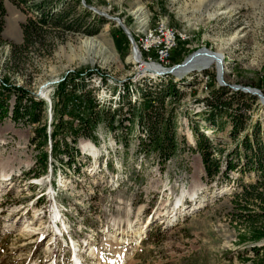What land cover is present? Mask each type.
I'll list each match as a JSON object with an SVG mask.
<instances>
[{"label":"rangeland","instance_id":"374dc122","mask_svg":"<svg viewBox=\"0 0 264 264\" xmlns=\"http://www.w3.org/2000/svg\"><path fill=\"white\" fill-rule=\"evenodd\" d=\"M1 3L0 80L25 87L46 104L36 129L8 117L13 94L5 99L7 116H0V264H72L75 256L81 264H264L260 249L264 237L238 242L241 235L247 236L248 219L259 208L235 196L240 189L237 180L252 183L254 177L235 170L223 174L230 156L222 155L238 136L226 134L227 123L212 133L198 115L210 109L203 99H209L214 88L224 87L215 80L214 62L178 84L184 95L167 108H172L175 134L183 148L160 163L155 153L139 150L144 127L129 120L134 110H141L135 87L150 82V76L129 59L134 47L123 32L89 10L102 21L94 34L46 27L43 44L22 50L12 71L7 62L10 45L22 43L20 24L35 18V13L11 0ZM81 3L118 17L132 37L143 27L133 13L137 8L145 10L149 21L164 16L169 26L186 36L177 41L164 67L204 47L223 55L225 83L255 87L264 95V0H66L67 21L81 17L83 28L96 23L82 15ZM223 10L227 13L220 14ZM215 12L219 13L211 16ZM138 51L146 62L150 54ZM73 72H82L81 81L96 100L95 108L102 109L103 116L104 111L113 113L116 126L111 129L106 116L88 130L94 140L77 133L72 142L70 131L77 122L74 113H64L70 129L67 125L63 135H57L64 150L53 158L48 140L42 142L35 133L41 125L50 132L54 84ZM229 92L222 97L228 99ZM254 98L245 99L251 122L264 114V105ZM85 103L79 105L81 111ZM235 104L232 99L230 107ZM194 122L198 132L219 137L213 147L222 155L210 156L219 162L220 172L212 176H206L198 153L187 148L194 147L189 126ZM87 142L90 146H83Z\"/></svg>","mask_w":264,"mask_h":264},{"label":"trees","instance_id":"16d2710c","mask_svg":"<svg viewBox=\"0 0 264 264\" xmlns=\"http://www.w3.org/2000/svg\"><path fill=\"white\" fill-rule=\"evenodd\" d=\"M17 5L28 6L32 12L35 13V18H26L20 24L22 43L11 44L7 62L10 64V69L13 71L19 62V54L22 50L32 43L42 45L46 35V27H56L59 30L71 29L74 31H81L87 35L94 34L101 23L98 16L92 13L81 4V13L84 16L91 17L95 21L89 27L87 24L81 28V17H75L67 21L68 8L65 6L66 0H11ZM77 0H74V3ZM34 9V10H32ZM4 9L0 0V30L2 25V16ZM91 23V22H90ZM2 40L0 38V44ZM175 48L172 49V51ZM171 51V53H172ZM171 59V56H170ZM86 71H83L85 73ZM82 72H73L63 76L61 80L54 84L52 90V104L49 109L52 112L54 123L51 124L49 133L45 132L44 125L37 128L35 133L42 142L48 140L50 144V154L55 158L56 152L63 151L59 148L60 138L57 135H63V130L70 124L63 118V114L74 113L73 119L76 120L77 125L74 129L72 127V142L75 140L77 133L88 136L94 140V137L89 135L88 130L95 128L97 122L106 116L107 125L113 129L114 116L113 113L106 114L102 109H96L97 102L93 95L90 97V92L84 88L87 84L81 81ZM77 77V80H75ZM100 79L104 82V76L100 75ZM150 82H142L144 86H136L139 92L141 103V110H134L130 121H136L139 127H144L145 137H139V150L155 153L159 157L160 163L165 161L170 156H173L179 149L183 148L182 139H177L175 134V122L172 119V108H167L171 103H175L180 96L184 95V91L178 84H184L182 79L173 80L172 75L155 76L154 79L147 78ZM229 90L226 87L214 88L210 97L204 98L203 101L209 105V111L206 113H198L204 124L210 126L212 133L216 134L224 124L227 123L228 128L226 134L230 138H238L235 144L226 153L222 155V150L213 147V143L219 144L216 141L219 137H210L204 132H198V123H190V129L195 137L194 147L187 148L198 153L200 161L206 176H212L220 172L219 162L211 158V154L218 153L219 156H230L229 160L224 161V175L226 176L229 170H235L239 174L251 173L254 177L252 183H243L238 179L239 191L235 196L241 197L246 201H251L259 208L258 212L252 213V217L248 219L246 232L247 236L241 235L238 242L242 243L245 240L256 242L264 237V114L261 119H255L253 122L249 121L250 115L246 114L250 104H246L245 99L250 98L255 101L253 95L243 93L241 91L229 90L228 99L222 97L223 92ZM127 91V89H126ZM13 94V104L8 116L12 121H24L30 123L31 126L37 124L40 120V109L45 107L46 102L36 95L32 94L23 86H14L8 82L7 78L0 80V116H7V107L5 106V99ZM233 100H236L234 107H230ZM74 101L75 103H67ZM86 102V103H85ZM86 104L85 110L81 111L80 104ZM81 111V112H80ZM225 116L223 118L222 116ZM248 121V122H246ZM36 129V127H33ZM213 136V135H211ZM215 139V140H214ZM63 142V141H62ZM65 146V143H64ZM146 146V147H145ZM71 152L77 154V149L73 146L69 147ZM147 148V149H145ZM69 161L72 159V154L69 153ZM45 153H42L41 160L45 161ZM42 163L43 170L45 165ZM68 164V163H67ZM227 178V177H225ZM241 178V177H240ZM241 207L247 208L248 205L243 204ZM249 208V207H248ZM264 251V247H260ZM251 251L257 252V246H251Z\"/></svg>","mask_w":264,"mask_h":264},{"label":"built area","instance_id":"2783aa9c","mask_svg":"<svg viewBox=\"0 0 264 264\" xmlns=\"http://www.w3.org/2000/svg\"><path fill=\"white\" fill-rule=\"evenodd\" d=\"M185 38L181 31L167 24L164 16H156L151 21L147 16L145 25L135 30L133 34L136 49L150 54L146 57V62L155 63L161 67L169 64L172 49L176 47L178 40ZM145 74L150 78L155 77L149 71Z\"/></svg>","mask_w":264,"mask_h":264},{"label":"water","instance_id":"95a60500","mask_svg":"<svg viewBox=\"0 0 264 264\" xmlns=\"http://www.w3.org/2000/svg\"><path fill=\"white\" fill-rule=\"evenodd\" d=\"M81 5L85 8H87L88 10H91L93 13H95L97 15H101L105 19L113 22V24H115L123 32V34L125 35V37L129 41L131 48L134 47L136 49V46L134 44L133 37H132L130 31L128 30V28L126 26H124L123 22L118 17L108 15L107 13H104V12H99L94 7L83 5V3H81ZM193 51H195V50H193ZM193 51H191L190 53H192ZM190 53L187 54V56L180 63L173 64L169 67H161L162 68L161 70H158V71L155 70L152 72L157 76L168 75V74L172 75L175 80L182 79L183 83H184V81H188V79L190 78V77L189 78L187 77L190 73L194 72L197 69H202V67L196 66V63H198L199 60H195V59L187 60L189 58ZM208 55H209V53H206L204 57H207ZM185 60H187V61H185ZM218 60H219V63H221L222 57H218ZM146 71H150V70L146 69ZM215 80L217 81V84L219 86H224V87L228 88L229 90L241 91L243 93H247V94L256 96L259 103L261 105H264V95L262 94V92L259 89L255 88V87L247 86V85L225 83L222 80L221 73H217L216 67H215ZM45 84L46 83L41 84L39 86L37 94L40 93V89Z\"/></svg>","mask_w":264,"mask_h":264},{"label":"bare ground","instance_id":"6f19581e","mask_svg":"<svg viewBox=\"0 0 264 264\" xmlns=\"http://www.w3.org/2000/svg\"><path fill=\"white\" fill-rule=\"evenodd\" d=\"M133 13H134L139 25L141 27L144 26L145 22H146V18H147V13L145 12V10L140 7V8H137L136 10H134ZM218 13L219 12H215L211 16H215ZM222 13L225 14V13H227V11L223 10L220 12V14H222ZM203 48L197 49V50L193 51L192 53H190L189 58L187 60H190V59L191 60L192 59L199 60L198 63H196V66H200V67H202V69L206 68V66L209 63L214 62L217 66V73H221V75L223 76L227 72V68L224 65L223 55L221 53L213 52L210 49L207 50L206 48H204V50H201ZM206 53H209V55L207 57H204ZM218 57H222L221 63H219ZM129 59L132 62L139 63V66H138L139 69L138 70H140L142 72H145L146 69H148V70H150L149 72H151L152 75H155L152 71H155V70L158 71V70L162 69L160 65L143 61V59L141 58V54L135 48L132 51L131 55L129 56ZM187 60H185V61H187ZM202 69H200V70H202ZM198 70L199 69L195 70L194 72H197ZM187 77L189 78V76H187ZM86 145L90 146V144H88V142L83 144V146H86ZM73 257H74V254H73ZM72 261H73L72 264H81L80 260H78L76 256L72 259Z\"/></svg>","mask_w":264,"mask_h":264}]
</instances>
